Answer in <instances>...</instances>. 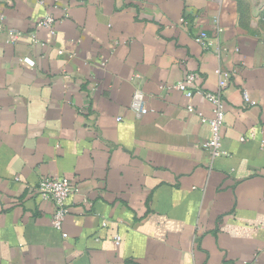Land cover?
<instances>
[{
  "label": "crops",
  "instance_id": "1",
  "mask_svg": "<svg viewBox=\"0 0 264 264\" xmlns=\"http://www.w3.org/2000/svg\"><path fill=\"white\" fill-rule=\"evenodd\" d=\"M0 13L23 33H0V264H264V0H0ZM47 14L54 34L37 28ZM191 72L211 93L230 75L218 158L188 111L213 119V105L170 88ZM46 176L75 187L66 239L36 196Z\"/></svg>",
  "mask_w": 264,
  "mask_h": 264
},
{
  "label": "built area",
  "instance_id": "2",
  "mask_svg": "<svg viewBox=\"0 0 264 264\" xmlns=\"http://www.w3.org/2000/svg\"><path fill=\"white\" fill-rule=\"evenodd\" d=\"M99 1V0H95ZM40 4H44L43 1ZM65 18H68L67 13L64 14ZM57 19L51 15L47 14L38 24V29H46L52 34L55 33ZM181 22H185L182 20ZM8 32L10 43H16L20 40L23 33L14 32L7 29L6 26V17L3 13H0V33ZM33 43H39V40L35 35H32ZM197 41L202 44L206 49H208L211 44L204 38H198ZM59 53H62L61 51ZM29 63L34 64L30 60ZM218 73L221 74L220 71ZM229 74L225 75L224 79L220 81V89L217 93L206 92L198 84V77L196 73H188L186 77L174 84L170 88L179 90L185 94L188 99H192L196 95H200L207 99L213 105V119H207L202 113H199L195 110L192 105L188 106V111L190 113H196L201 118L202 122L208 124L211 128L212 136L203 144V148L210 153L212 158H218L226 152L222 150V137L220 134L221 128L225 119V109H224V91L229 85ZM243 97L246 104L251 106H256L257 101L253 100L250 93L247 90H244ZM132 110L136 114V117H143L149 112V109L146 107L145 99L143 93L137 91L133 97ZM245 138H242V141H245ZM75 190L72 182L66 178L59 176H46L42 177L36 187V196L42 199V201L51 202L55 207V211L51 220V226L54 230L60 231L63 233V237L66 239L68 235L64 233V223L66 217L69 214L68 200L73 195ZM105 225V224H104ZM121 238L116 237V243L119 245Z\"/></svg>",
  "mask_w": 264,
  "mask_h": 264
}]
</instances>
